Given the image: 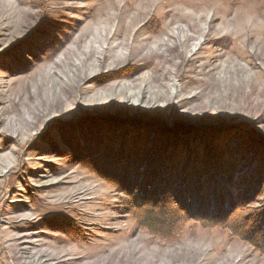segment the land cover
<instances>
[{
	"label": "rangeland",
	"instance_id": "obj_1",
	"mask_svg": "<svg viewBox=\"0 0 264 264\" xmlns=\"http://www.w3.org/2000/svg\"><path fill=\"white\" fill-rule=\"evenodd\" d=\"M102 114L264 134V0H0V264H264L224 229L153 235L53 150Z\"/></svg>",
	"mask_w": 264,
	"mask_h": 264
},
{
	"label": "trees",
	"instance_id": "obj_2",
	"mask_svg": "<svg viewBox=\"0 0 264 264\" xmlns=\"http://www.w3.org/2000/svg\"><path fill=\"white\" fill-rule=\"evenodd\" d=\"M57 124L64 146L52 142L53 150L125 194L139 227L169 240L194 222L264 254V134L253 126H169L112 114Z\"/></svg>",
	"mask_w": 264,
	"mask_h": 264
},
{
	"label": "bare ground",
	"instance_id": "obj_3",
	"mask_svg": "<svg viewBox=\"0 0 264 264\" xmlns=\"http://www.w3.org/2000/svg\"><path fill=\"white\" fill-rule=\"evenodd\" d=\"M211 37V36H210Z\"/></svg>",
	"mask_w": 264,
	"mask_h": 264
}]
</instances>
